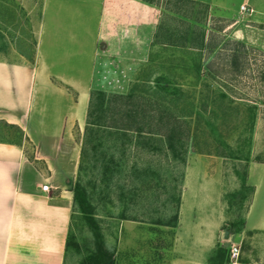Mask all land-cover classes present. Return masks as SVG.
Listing matches in <instances>:
<instances>
[{"label":"crops","instance_id":"crops-1","mask_svg":"<svg viewBox=\"0 0 264 264\" xmlns=\"http://www.w3.org/2000/svg\"><path fill=\"white\" fill-rule=\"evenodd\" d=\"M14 1L34 8L36 28L31 56L0 57V125L21 133L19 142L0 140V264H65L73 209L70 184L81 146L70 133L84 131L90 91L124 93L126 87L103 84L127 85L157 47L184 49L188 37L206 33L211 8L224 3ZM80 68L86 74L71 70ZM58 85L74 98L57 112L64 118L49 122L50 114L39 109L40 121L31 125L36 94L43 100ZM184 164L164 264H211L217 248L227 251L218 258L221 264H230L231 246L239 247L237 264H264V164L247 173L244 186L251 194L236 227L226 200L233 178L230 174L224 180L223 159L195 155ZM45 184L47 193L41 191Z\"/></svg>","mask_w":264,"mask_h":264},{"label":"rangeland","instance_id":"rangeland-1","mask_svg":"<svg viewBox=\"0 0 264 264\" xmlns=\"http://www.w3.org/2000/svg\"><path fill=\"white\" fill-rule=\"evenodd\" d=\"M222 1L211 8L206 33L188 37L184 49L157 47L127 85L103 84L126 87L124 93L102 92L107 96L133 94L129 101H111L114 123L104 108L100 123L88 126L87 109L84 131L70 133L81 142L71 190L77 183L85 190L105 245L115 252L114 264H164L184 163L195 155L223 159L224 180L233 178L226 200L235 227L241 222L251 194L244 186L247 173L264 164V0ZM35 15L24 3L0 0V57L32 55ZM71 70L86 74L85 68ZM58 86L43 100L36 94L31 125L39 123V109L50 114L49 122L64 118L57 112L74 98ZM126 113L134 114L129 125L143 127L142 134L116 129L128 123ZM171 127L177 131L175 152L160 136ZM20 139L16 129L0 125V140ZM69 232L80 252L69 249L65 264H81L93 239L74 204Z\"/></svg>","mask_w":264,"mask_h":264},{"label":"trees","instance_id":"trees-1","mask_svg":"<svg viewBox=\"0 0 264 264\" xmlns=\"http://www.w3.org/2000/svg\"><path fill=\"white\" fill-rule=\"evenodd\" d=\"M162 90H168L166 87H160ZM133 98V94H129L126 96H120V95H105L102 92L94 91L89 96V104H88V112H87V124L89 126L90 122H93L91 125H98L100 122L98 113L104 114L103 112L104 108H108L107 110L111 112V120L114 123V116L115 111H111L110 104L112 100H131ZM115 110V109H113ZM137 115V114H136ZM128 123H126L125 126L117 127L116 129L121 130L123 132H136L138 134H142L145 130L143 127L138 126L135 129H132V126L129 125L130 122H134V114H125ZM96 118V119H95ZM133 118V119H132ZM161 120V119H159ZM160 122V121H159ZM19 133L20 131L17 130ZM176 128L171 127L167 130V133L165 136L160 135L166 143L167 148L175 152L177 149L175 147V133ZM149 134V133H148ZM72 200L73 204L77 208L78 212L82 216L83 221L85 222V225L87 226L89 232L92 235L93 239V247L92 249L86 254V256L83 257L81 260V264H114V254L115 252L113 250H110L106 247L103 235L101 233V230L99 228L98 222L94 217L92 206L88 200L87 194L85 190L77 183L74 185L72 189ZM175 219V218H174ZM69 249H73L74 252L79 253V245L75 240L74 235H72L70 232H68L67 238H66V251ZM227 251L222 248H217L214 256L210 258L211 264H221V260H218L220 257L226 256ZM221 259V258H220Z\"/></svg>","mask_w":264,"mask_h":264},{"label":"built area","instance_id":"built-area-1","mask_svg":"<svg viewBox=\"0 0 264 264\" xmlns=\"http://www.w3.org/2000/svg\"><path fill=\"white\" fill-rule=\"evenodd\" d=\"M241 11H246L245 6H241ZM41 191L47 193L49 191V186L47 184L41 187ZM239 256V247L231 246L229 248L228 261L230 264H237Z\"/></svg>","mask_w":264,"mask_h":264}]
</instances>
